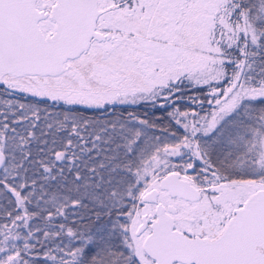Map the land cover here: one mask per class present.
I'll list each match as a JSON object with an SVG mask.
<instances>
[{
	"label": "snow or ice",
	"instance_id": "1",
	"mask_svg": "<svg viewBox=\"0 0 264 264\" xmlns=\"http://www.w3.org/2000/svg\"><path fill=\"white\" fill-rule=\"evenodd\" d=\"M0 264H264V0H0Z\"/></svg>",
	"mask_w": 264,
	"mask_h": 264
}]
</instances>
